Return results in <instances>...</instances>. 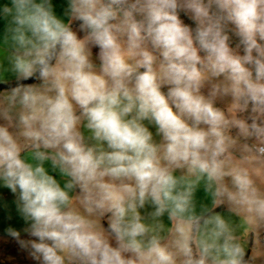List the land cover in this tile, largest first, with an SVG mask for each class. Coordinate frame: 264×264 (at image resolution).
Listing matches in <instances>:
<instances>
[{"label":"clouds","instance_id":"1","mask_svg":"<svg viewBox=\"0 0 264 264\" xmlns=\"http://www.w3.org/2000/svg\"><path fill=\"white\" fill-rule=\"evenodd\" d=\"M3 192L32 264H264V0H0Z\"/></svg>","mask_w":264,"mask_h":264},{"label":"crops","instance_id":"2","mask_svg":"<svg viewBox=\"0 0 264 264\" xmlns=\"http://www.w3.org/2000/svg\"><path fill=\"white\" fill-rule=\"evenodd\" d=\"M11 201L12 197L7 192H3L0 195V264H17L15 263L18 261L16 257L22 251L19 245L13 239L9 238L5 232V228L9 223L16 227L17 230H22L25 227L23 221L16 215ZM30 264H32V261Z\"/></svg>","mask_w":264,"mask_h":264},{"label":"rangeland","instance_id":"3","mask_svg":"<svg viewBox=\"0 0 264 264\" xmlns=\"http://www.w3.org/2000/svg\"><path fill=\"white\" fill-rule=\"evenodd\" d=\"M28 257H29L28 254L24 250H22L21 254L18 257H16V259L18 261H16L15 263H17V264H30L31 260L28 259ZM19 260H21V261H19ZM23 260H26V261H23Z\"/></svg>","mask_w":264,"mask_h":264}]
</instances>
